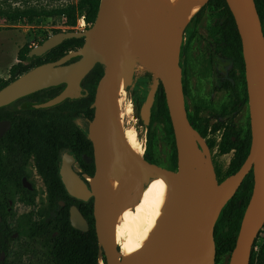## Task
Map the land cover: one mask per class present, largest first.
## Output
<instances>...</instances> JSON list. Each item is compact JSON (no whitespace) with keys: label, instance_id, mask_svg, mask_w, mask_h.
<instances>
[{"label":"water","instance_id":"95a60500","mask_svg":"<svg viewBox=\"0 0 264 264\" xmlns=\"http://www.w3.org/2000/svg\"><path fill=\"white\" fill-rule=\"evenodd\" d=\"M236 21L242 41L245 61L248 103L250 109L251 146L243 164L234 173L219 181L211 147L205 136L189 119L185 102L180 47L184 29L179 36L161 43L137 18L132 8L140 0H100L95 22L87 30H65L53 33L41 44L31 48L33 57L51 50L67 38L84 37V44L67 52L60 59L35 66L0 89V106L41 89L65 83L64 89L44 102L30 105L50 107L66 98L79 99L87 93L82 86L84 77L98 64L104 67L98 81L93 102L94 117L89 125L93 144L95 173L87 184L72 168L75 157L63 155L61 179L67 192L80 200L94 198L95 228L108 264H215V226L228 203L250 171L254 173L251 198L244 212L235 247L229 264H250L256 238L264 227V31L255 0H226ZM105 17L104 50L91 45L92 39L103 30ZM137 30L156 55L158 78L151 84L141 106L146 126L160 83L166 96L176 140L178 166L181 178L182 208L170 215L166 224L149 236L128 257L122 256L116 240L109 198L110 177L117 159V169L146 185L156 174L169 170L138 156L128 145L123 130L120 102V68L126 60L125 87L130 82L135 62L128 59L131 30ZM74 57L77 60L68 62ZM6 122H0V135ZM117 146V147H116ZM116 147V149H115ZM201 158L216 181L210 197L205 199L194 175L195 153ZM63 204V202H61ZM70 222L74 228L87 231V220L76 205L70 207ZM201 239V248L197 242ZM4 259V253L1 257ZM101 263V261L99 262ZM104 264V262H103Z\"/></svg>","mask_w":264,"mask_h":264},{"label":"trees","instance_id":"16d2710c","mask_svg":"<svg viewBox=\"0 0 264 264\" xmlns=\"http://www.w3.org/2000/svg\"><path fill=\"white\" fill-rule=\"evenodd\" d=\"M257 8L260 12L261 19H264V12L261 9L264 8V0H255ZM100 0H82L79 5L58 9L50 14L62 15L66 18V24L70 27L69 30H74L77 26L78 18L81 15L85 16L92 24L95 22L97 13L99 10ZM207 6L220 10L217 13V19L211 27L212 35L218 42L219 51L226 57H230L234 61L233 70L234 73L245 72V61L242 54V41L238 31V27L234 18V15L226 0H207L200 11L191 19L198 20L204 14ZM41 15L40 12L35 11H15L10 14L1 15L0 18H4L8 23L12 24L15 21H32L34 17ZM49 15V14H48ZM42 43V41L40 42ZM84 44V37H72L65 39L59 45L53 47L51 50L44 52L40 56L32 57L30 54L31 49L21 52L19 57L22 61L15 64L11 69V78L8 80H2L0 82V89L6 86L10 81L17 78V76L29 71L37 65L52 62L60 59L67 52L75 50ZM79 57H74L72 60H77ZM25 61V62H24ZM104 67L98 63L82 80V86L86 89L87 95L85 97L71 100L65 99L60 104L51 106L49 108L41 109L43 111L53 110L55 108L68 107V103H72L76 110V117H78V111H85L92 119L94 117V98L96 93V87L98 81L103 75ZM152 72L147 73L143 79L144 82L139 83L142 92L147 93L150 89L152 81ZM235 75V74H234ZM236 76V75H235ZM223 82H221L222 84ZM247 86V82H244ZM64 84L58 86H50L45 89L34 92L28 96L33 100L40 102L46 101L61 92ZM232 86L229 79L225 80L224 87L229 89ZM237 89V87H236ZM185 94H187V87H184ZM248 102V93L244 94L242 98L238 93L233 94L229 102L222 106L221 110L216 114L218 121L217 127L224 126L225 132L220 144L221 151L229 152L232 149L235 150V156L232 161L231 174L240 168L249 154L251 146V126L247 132L243 134L242 130L237 127L235 122V116L242 110L244 103ZM155 108L151 110V120L156 118H164L168 123L169 134L171 136L172 145L174 148L172 156L171 167L177 169L178 156L176 148V140L174 135V129L172 126L169 109L166 101L163 85L160 83L155 97ZM141 105L138 104V108ZM0 109H3L1 107ZM49 123H52L51 116L49 117ZM189 118L199 131L206 128L209 119L196 120L189 115ZM141 122L144 124L143 120ZM48 128V127H47ZM44 132L43 140V154L44 159L42 161V171L44 173L46 182L48 183V207L57 208L58 216L50 217L49 220L46 216L39 222H35L28 226V236L31 240L42 239V242L46 249V255L42 264H108L106 256L99 244L96 228L95 218L93 214V200L88 201L79 200L72 197L66 190L59 173L60 159L59 151L63 149L62 146H56L54 141L52 129ZM49 132V133H48ZM75 146L73 150L77 152L79 146L83 148V152H86L88 156L93 158L92 151L93 146L91 140L87 135H83L76 129L74 135ZM151 146V144H150ZM72 149V148H71ZM150 149V148H149ZM84 165H87L85 157L81 154H77ZM144 158L149 162L157 164L152 150L150 149L144 155ZM158 165V164H157ZM83 171L94 174V163L91 161V168H84ZM81 174V173H79ZM254 185V173L250 171L240 185L237 192L228 201L224 207L215 226V242H216V256L221 252L232 253L237 236L240 230L242 218L249 200L252 195ZM61 201L64 205H61ZM76 205L83 216L87 220L88 230L82 231L74 228L70 222V206ZM42 214V213H41ZM44 214V213H43ZM3 223L0 222V230H2ZM261 233V232H260ZM260 235V234H259ZM258 237L255 240L250 264H264V241L258 244ZM10 239L8 234L0 233V253L2 250H7V241ZM32 247V246H31ZM30 246L27 249L30 250Z\"/></svg>","mask_w":264,"mask_h":264},{"label":"rangeland","instance_id":"374dc122","mask_svg":"<svg viewBox=\"0 0 264 264\" xmlns=\"http://www.w3.org/2000/svg\"><path fill=\"white\" fill-rule=\"evenodd\" d=\"M82 0H0V14H10L15 11H35L41 15L33 18L32 21H15L10 24L4 19H0V82L10 77L12 66L19 61V54L28 51L38 45L41 41L48 38L53 33L69 30L66 24V18L62 15L50 14L51 12L72 6H78ZM207 1V0H206ZM216 9L207 6L202 19L197 22L191 20L185 27L182 35L180 47V59L182 67L187 66V76L189 94L186 96L187 109L190 115L196 120L208 118L206 128L200 131L207 139L210 147L214 166L219 181L231 174L232 161L235 156V150L229 152L221 151L220 144L225 132V127H217L220 123L216 118L222 106L226 105L231 99L227 91L214 93V87L217 84L216 72L227 66L228 63L221 57L215 56L208 60L204 52L208 51L209 26L213 22V16ZM49 14V15H48ZM80 18V17H79ZM74 30H87L92 23L85 19V25L79 23ZM79 26V27H78ZM194 34L190 43L186 44L187 38ZM152 72L148 69H140L135 63L134 72L130 84L126 87L123 100V106L132 107V113L124 118V126H133L138 133L139 142L142 144L143 152L141 156L152 150L158 165L168 170H174L171 167L173 156V145L169 134L168 123L164 118L150 119L148 126L141 122V107L148 94L141 91L139 83L144 82L143 77ZM151 84L158 78V75L152 72ZM186 82V80H184ZM245 73L241 74V80L237 81L238 86L244 94L247 86ZM187 83V82H186ZM149 91V90H148ZM147 91V93H148ZM242 93V94H243ZM123 97V98H124ZM155 100L152 108H155ZM243 110L235 116L237 127L243 134L247 132L250 125V109L247 102ZM151 144V146H150ZM150 148V149H149ZM176 170V169H175ZM43 204V203H42ZM18 217L13 220V227L17 230L22 229L20 235L11 240L10 251L7 256L9 264H42L46 249L42 239L35 241L27 234V228L19 223V216L26 214L33 207H19ZM264 241V227L258 238V244ZM26 246H32L30 250H25ZM230 256L228 252L218 253L215 264H229Z\"/></svg>","mask_w":264,"mask_h":264},{"label":"flooded vegetation","instance_id":"af4514ba","mask_svg":"<svg viewBox=\"0 0 264 264\" xmlns=\"http://www.w3.org/2000/svg\"><path fill=\"white\" fill-rule=\"evenodd\" d=\"M261 12L262 13L264 12V8L261 9ZM217 13H220V10L216 9V12L213 16L214 17L213 22H211V25L209 26V36L211 37L210 38L211 42H209L210 45L207 48L208 51L207 52L205 51L204 55H206V58H208V60H212L214 59L215 56H219L228 64L225 67V69L222 68L216 72L217 84L214 87V93L216 94L221 91H227L230 97H232L233 94L238 93L242 98H244V93L241 92L237 83L238 80L239 81L241 80L242 73L241 72H238V74L234 73L236 76L233 74L231 70H233L234 61L230 57L224 56L219 51L218 42L216 38H214L212 35L211 27L217 19V15H216ZM203 15L200 17V19L195 21L199 22L202 19ZM259 15H261L260 12ZM261 22L264 31V19L263 20L261 19ZM192 37H194L193 33L187 38L186 44L190 43V39ZM20 61L22 60L19 58L18 62ZM68 62H72V61L69 60ZM180 63H181V59H180ZM181 68L183 74V86L187 87V91H188L187 94H185V102H186V96L189 94L187 76L184 79V75H187L186 74L187 66L183 68L181 63ZM10 78H11V71H10V77L8 79ZM226 79H229L232 85L229 87V89H226L224 87V83ZM184 80H186L187 83ZM221 82L223 83L221 84ZM62 84H64V86L62 87L63 90L66 84L65 83ZM84 93H87L86 90L84 91ZM29 95L30 94L23 97H19L7 103L6 105L0 106V108L3 107V109H0V122L2 121L6 122L5 130L0 135V222L3 223L1 225L2 230H0V233L8 234L10 237V239H8L7 241L8 244L7 250H2L0 253V264H9L7 260V256L10 251L11 240L18 237L22 231V229L20 228L19 230L15 229L12 223L14 218L18 217L17 215L20 209L19 207L22 206L33 207L30 212L19 216L20 218L19 223L20 224L22 223V226L27 228L26 229L27 232H28V226L34 224L35 222L41 221L44 215L48 220L50 217L56 218L58 216L57 208L48 207V197H49L48 183L46 182L44 173L41 168L42 161L44 159V154L42 150L44 132L49 131L48 128L52 129L51 132L53 133L56 146L63 147V149L59 151V159H60L59 173L63 161V155L67 152H71L75 157V161L72 164L73 170L87 184H89L90 181L89 180L90 178L87 176H92L93 174L89 175V173L83 171V169L91 168L92 159L94 163V173H95L94 149L92 151L93 158L88 156L86 152H83V148L81 146L78 147L77 152L73 150L75 146L74 135L76 133V129L83 135H87L89 138V125L92 119L88 117L87 113L82 110L78 111V117H76V110L73 107L72 103H68L67 108L66 107L55 108L53 110L43 111L41 109L49 108V107H44V108L31 107L30 105L41 102L28 98ZM245 105L246 103H244L243 108ZM188 114L190 115L189 111ZM50 116L52 118V123H49L48 121L50 120L49 118ZM77 154H81V156L85 157L88 164L84 165ZM90 199L93 200V211H94V198L91 197ZM61 205H64V202ZM25 250H28L27 246ZM3 253H4V259H1Z\"/></svg>","mask_w":264,"mask_h":264},{"label":"bare ground","instance_id":"6f19581e","mask_svg":"<svg viewBox=\"0 0 264 264\" xmlns=\"http://www.w3.org/2000/svg\"><path fill=\"white\" fill-rule=\"evenodd\" d=\"M205 2L206 0H140L132 10L139 21L161 43H164L179 36ZM106 27L107 17H105L103 30L91 41V45L96 50H104ZM131 32L132 40L129 44L128 59L135 62L140 69L146 68L156 73L154 51L137 30L132 29ZM126 74L127 64L126 60H123L119 80L122 124H124L125 116L130 115L133 110L131 106L127 108L123 106ZM123 130L129 147L141 156L143 147L139 142L137 130L133 126L124 125ZM118 160L113 164L111 171L109 198L116 240L121 248L122 256L126 258L149 236L162 228L170 215L182 208V185L179 170L156 174L148 184L144 185L131 177L127 171L117 169ZM194 164V175L200 191L205 199H208L216 186V181L199 151L195 153ZM192 242H197L198 250L201 248V239H194ZM101 263L103 264L102 260Z\"/></svg>","mask_w":264,"mask_h":264},{"label":"built area","instance_id":"2783aa9c","mask_svg":"<svg viewBox=\"0 0 264 264\" xmlns=\"http://www.w3.org/2000/svg\"><path fill=\"white\" fill-rule=\"evenodd\" d=\"M0 19H4V18H0ZM5 20V19H4ZM6 21V20H5ZM79 23L81 25H85V16L84 15H81L80 18H79ZM78 25V24H77ZM79 27V26H78Z\"/></svg>","mask_w":264,"mask_h":264}]
</instances>
